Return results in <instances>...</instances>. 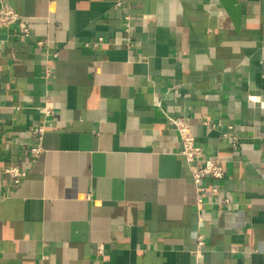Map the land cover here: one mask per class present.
<instances>
[{
    "label": "crops",
    "instance_id": "crops-1",
    "mask_svg": "<svg viewBox=\"0 0 264 264\" xmlns=\"http://www.w3.org/2000/svg\"><path fill=\"white\" fill-rule=\"evenodd\" d=\"M1 2L0 264H264V0ZM168 116L221 159L202 222Z\"/></svg>",
    "mask_w": 264,
    "mask_h": 264
},
{
    "label": "built area",
    "instance_id": "built-area-1",
    "mask_svg": "<svg viewBox=\"0 0 264 264\" xmlns=\"http://www.w3.org/2000/svg\"><path fill=\"white\" fill-rule=\"evenodd\" d=\"M129 18L126 19V26L129 29ZM12 25H18L20 28V36L24 38L29 34L27 26L24 24L22 17L8 4L5 2L0 3V29H6ZM100 43V42H99ZM99 43L93 44L96 48ZM41 45V43H39ZM49 73V71H47ZM176 92V91H175ZM264 107V105H263ZM46 117H51L53 114V105L48 97L45 99V105L42 108ZM170 125L179 135L181 141V151L180 155L185 158L188 163L189 171L192 175L193 184L196 189V216L198 222L203 221V211L205 206V195L208 191V187L205 186V181L215 182L216 185L210 187V192L213 196L217 197L218 204L223 207L229 208L233 206V201L226 194L221 193V189L218 186V182L224 179V171L221 163V159L216 158H206L205 151L201 145L197 143V140L191 130V127L185 117H170L168 116ZM214 127V125H212ZM232 129V127H230ZM44 132L43 128L39 129L40 140L42 139V134ZM232 143L234 149H238V139L237 137L232 138ZM40 152V147H35L32 149L34 155H38ZM8 173L14 177L19 178L25 175V173L20 172L16 168L8 170ZM205 247L204 237L200 235L197 238L196 244V257L198 260L204 257L203 251Z\"/></svg>",
    "mask_w": 264,
    "mask_h": 264
}]
</instances>
